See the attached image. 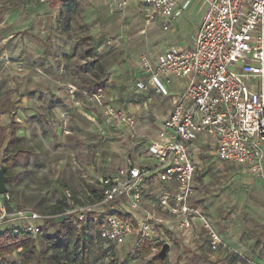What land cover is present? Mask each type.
Masks as SVG:
<instances>
[{
	"label": "rangeland",
	"instance_id": "374dc122",
	"mask_svg": "<svg viewBox=\"0 0 264 264\" xmlns=\"http://www.w3.org/2000/svg\"><path fill=\"white\" fill-rule=\"evenodd\" d=\"M193 3L177 19L176 31L166 33L148 31L138 8L118 13L109 0H74L52 9L42 0H0V104H10L14 133L22 138L21 145L33 150L10 170L19 179L10 188L7 214L30 210L43 217L56 216L65 193L70 200L81 197L86 184L96 186L98 178L141 157L154 135L161 103L157 93L137 89L139 60L145 56L153 61L171 43L176 49L191 46L197 19L192 14L203 5L201 0ZM107 25H119L120 31L118 41L110 46L116 36L103 35ZM74 71L82 78L104 79L103 93L72 98V85L79 80ZM107 109L128 114L133 124L115 122L105 114ZM1 126H10L6 114L0 115ZM195 160L198 176L192 203L198 207V200H206L208 206H218L219 216L231 214L232 226L241 227L233 235L238 241L247 236L261 243L264 226L245 229V191L253 185L250 174L239 165L220 162L208 150ZM16 225L20 221L4 222L0 231ZM57 226L44 233L53 236ZM223 240L227 244L230 239ZM182 242L176 248L170 243L167 264H205L198 257L200 247ZM133 247L128 238L120 247L99 244L91 249L88 264H155L151 254L144 256ZM8 258L19 262L18 252Z\"/></svg>",
	"mask_w": 264,
	"mask_h": 264
},
{
	"label": "built area",
	"instance_id": "2783aa9c",
	"mask_svg": "<svg viewBox=\"0 0 264 264\" xmlns=\"http://www.w3.org/2000/svg\"><path fill=\"white\" fill-rule=\"evenodd\" d=\"M177 1L115 0V8L135 2L144 8L146 24L159 19L167 32L189 4L177 8ZM201 1L204 8L190 47L166 49L154 62L145 56L139 60L146 76L136 84L139 92L152 87L165 96L173 81L184 84L156 137L137 161L127 160L114 173L98 178L97 200L90 184L81 197L70 200L66 193L71 208L64 214H76L79 222L92 215L95 248L120 247L128 238L134 249L146 242L155 257L176 239L195 249L205 246L209 261L264 264L228 246L209 215L191 202L198 171L191 150L199 135L214 139L218 160L262 177L264 0ZM105 114L117 123L133 124L128 114L109 109ZM1 196L9 199L7 193L0 195V224L20 221V226H12L14 233L38 234L47 217L30 210L7 214Z\"/></svg>",
	"mask_w": 264,
	"mask_h": 264
},
{
	"label": "trees",
	"instance_id": "16d2710c",
	"mask_svg": "<svg viewBox=\"0 0 264 264\" xmlns=\"http://www.w3.org/2000/svg\"><path fill=\"white\" fill-rule=\"evenodd\" d=\"M60 4V0L50 1L51 8ZM76 73L75 75H77ZM76 77L79 80L75 83V87L89 95L95 94L103 86L98 77L93 80L82 78L79 75ZM5 114L9 116L10 126L0 127V164L4 167L5 187L9 198L10 188L19 179V174L10 173L11 168L18 164V161H25L30 154H33V150L21 145L22 138L15 135L14 125L16 122H14L8 102L0 104V115ZM64 186L62 184L61 187L65 191L66 187ZM90 190L94 194L93 199L97 200L100 196L98 188L91 185ZM65 197L56 216L54 214L45 216L47 218L41 222L38 234L32 235L21 230L14 233L11 228L0 231V264H88L90 251L95 248L93 217L88 215L84 222H79L76 214L65 215L64 213L71 208ZM8 200L1 196L4 207L7 206ZM56 224L58 226L53 231V236L44 233L46 228L55 227ZM172 243L177 246L175 242L172 241ZM137 250L144 256L150 254V248L146 242H142ZM15 252H18L19 257L17 263L8 258ZM103 253L105 254V252ZM153 261L155 264H167V255L162 261L155 256Z\"/></svg>",
	"mask_w": 264,
	"mask_h": 264
},
{
	"label": "crops",
	"instance_id": "0c3cea01",
	"mask_svg": "<svg viewBox=\"0 0 264 264\" xmlns=\"http://www.w3.org/2000/svg\"><path fill=\"white\" fill-rule=\"evenodd\" d=\"M50 1H42V2L43 3H47L49 9H52L50 7ZM73 1L74 0H68V2H66V3L73 2ZM109 1H110V6L112 7V9L115 12L122 13V12L128 11V10H130V9L135 7V8H138L137 12L144 13V18H145V12H144V10H141L142 8H140V5L138 6L135 3H129L127 5V7H125L124 9L117 10L115 8V0H109ZM186 1H188L189 4L187 5V7H185L181 11V14L183 12H187L190 9V7L192 6V4H194L193 1H197V0H178L177 1V8L182 7ZM54 8H57V7H54ZM203 8H204L203 5H202V8L200 6V10H198L197 13L195 12V13L192 14V15L196 14L194 17L193 16L188 17V18H192V17L193 18H197L196 19V23H195V30L197 29V27L199 25ZM177 19L173 21V24H172L170 30L167 31L166 33H168V32L170 33V32L176 31V28H174V26H175V23H176ZM119 21H120V18H117L116 22H119ZM115 27H116V29H115V31H113V29ZM115 27H114V25H107L106 28L103 30V35H105V37H114L116 35L119 36V34H120L119 25H117ZM146 29L148 31H153V32H158L159 30L164 32L161 29L160 20L159 19H156L153 23L148 24L146 26ZM116 37L114 39H112L111 44H109V46L112 45V43H115V42L118 41L119 37H117V38ZM174 46L175 45L173 43H171V44L167 45L164 49L159 51L158 54H161L166 49L172 48ZM46 52H48V51H45L44 54H46ZM158 54L155 55V57L153 58L154 60H155V58H156V56ZM154 60L151 61V62H154ZM74 73H75V71H74ZM135 75H137V79H136L137 82H139L140 80H144L145 77H146L144 75L143 71L141 70L140 65H139V71H137ZM96 77L97 76H94V77L92 76V77L87 78V79H92L93 80ZM98 79H100V78H98ZM99 81H101L103 83V86L101 87V89H99L93 95H89V94H87V93H85L83 91H79L75 87V83L78 82V81H76L72 85V89L75 92V94L73 96H71V97L74 98V99H77L78 97H81V96H87V97L88 96H93L94 97V96H96L97 93H100V92L103 93V91H104L103 89H104V86H105V80L104 79H100ZM137 82H136V84H137ZM183 87H184V84L182 82L173 81L171 86H166V90L168 92L167 95L163 96V95L157 93L159 98L158 97L157 98L154 97L161 104H159L158 107H157L158 110L156 111V113H157L156 115H157L158 121L155 123V129H154V133H153L154 135L153 136L151 135V137H149L150 140H153L156 137L157 129L159 128L160 124L169 116V114H170V112L172 110V102H173L174 98L180 93V91L182 90ZM145 90H148L149 92H152L153 94L156 93L155 89L152 88V87H147ZM142 92H144V90ZM142 92H140V93H142ZM40 111H42V110H40ZM29 118H34V116H30ZM157 125H159V126L157 127ZM28 126H29V128L32 129V126H31L30 122L28 123ZM5 127H7V126H5ZM214 147H215V143H214V139L212 137H210V136L209 137H205L203 135H199L197 137V139L192 143V150H191L193 161L195 162V164H197L196 160H195V157L203 155L207 150L214 155ZM262 154H263V158H262L263 174H262V177H254L252 175L250 177L249 173L245 170L246 173H248V175H249L248 176L249 177L248 180L250 182L253 181V185L250 186V188H248V189H247V186H246V191H245L246 196H247L246 201H245V206H246V212H245L246 213L245 214L246 220H245V222H246L247 226L245 227V229H247V230L248 229L250 230V228H252L253 226L255 227L257 224H260L261 226H264V180H262V179H264V146L262 147ZM197 176H198V171H197V174H196V176L194 178V181H193L194 191H193V195H192V200H193L194 195L196 194V192H195L196 191L195 179H196ZM248 191H251V192L248 194ZM192 200H191V202H192ZM205 201L198 200V207L200 206L199 208L201 210H203L204 212L208 213L212 217L213 225H214V228L217 231V233L223 239L224 238L227 239V240L230 239V240H228L227 244L229 246L233 247L238 253L244 255L245 257H247L249 259L254 260L255 262H259V263L260 262H264V236L262 237V242L261 243H257V241H254V243H255L254 244L252 242V240L249 239L247 236L244 238V240L242 239L241 242L238 241L233 235L241 227L239 228L238 226H236V228H234L232 226L234 217L231 214L230 215L225 214V216H219V214H218L219 213V207L218 206H214L212 204H211L212 206L210 207V206L207 205V203ZM173 242L178 244L179 241L175 239V240H173ZM185 247L191 252L195 251V249H191L188 246H185ZM174 248H176V246H174ZM199 249H200L199 251H201L202 255L199 254L198 257L204 259L205 262L203 261V263H205V264H208V262H209V264H214V263H217V264H233V261L229 262L227 258L219 259V260H217L215 262L214 261H209V260H207L205 254H204L205 246H201ZM173 251L176 252V249L173 250ZM173 251H171V253H173ZM171 253H170V255H171ZM173 256H174V254H173ZM167 262H168V257H167Z\"/></svg>",
	"mask_w": 264,
	"mask_h": 264
},
{
	"label": "water",
	"instance_id": "95a60500",
	"mask_svg": "<svg viewBox=\"0 0 264 264\" xmlns=\"http://www.w3.org/2000/svg\"><path fill=\"white\" fill-rule=\"evenodd\" d=\"M60 2L66 3L68 2V0H60ZM6 193H7V189L5 187L4 167L3 165H0V195H5ZM168 250H169V246L167 244L163 245L157 255V258L161 261L164 260Z\"/></svg>",
	"mask_w": 264,
	"mask_h": 264
}]
</instances>
